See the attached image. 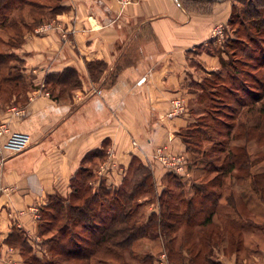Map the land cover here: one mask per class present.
I'll return each instance as SVG.
<instances>
[{
	"label": "crops",
	"instance_id": "obj_1",
	"mask_svg": "<svg viewBox=\"0 0 264 264\" xmlns=\"http://www.w3.org/2000/svg\"><path fill=\"white\" fill-rule=\"evenodd\" d=\"M216 1L209 2L214 13L204 16L186 11L180 0H61L64 11L27 33L19 48L1 45L2 52L20 58L24 79L29 77L27 81L35 86L24 108L0 98V124L8 129L0 137L2 255L13 232H36L49 197L71 194V180L80 168L99 160L100 152L108 156L112 150L115 156L114 167L101 175L108 187L122 184L136 158L152 166L160 195L166 175L173 173L152 164L154 151L166 146L173 155H188L181 132L192 121L189 109L169 118L170 102L182 97L188 106L196 96L194 86L201 83L197 71L211 74L221 66L220 58L205 50L215 40L213 28L227 23L220 6L223 0ZM96 62L103 67L92 74L89 65ZM67 69L75 72L78 85L53 98L46 78ZM12 108L24 110V116H14ZM186 168L189 173L179 176L188 195L206 210L214 203L219 214L229 213L237 221L238 206L227 207L223 196H233L236 202L238 196L248 194V183L243 194L220 191L219 199L212 202L202 195L209 197L215 191L190 189L195 182ZM3 188L9 192H1ZM250 204L246 203L247 211L253 214L252 199ZM155 208L156 204L149 206V214ZM218 216L205 224L199 221L196 227L224 228ZM232 227L230 222L226 228ZM256 233L246 246L255 249L250 260L264 264V229ZM232 256L234 263L229 264H236L239 255ZM6 263L23 264L17 250H12L10 261L0 260Z\"/></svg>",
	"mask_w": 264,
	"mask_h": 264
},
{
	"label": "trees",
	"instance_id": "obj_2",
	"mask_svg": "<svg viewBox=\"0 0 264 264\" xmlns=\"http://www.w3.org/2000/svg\"><path fill=\"white\" fill-rule=\"evenodd\" d=\"M180 1L182 5L185 4V1ZM259 1L248 0L245 2L246 8L240 12L242 15L241 20L248 21V26L244 28L245 33L250 31L248 30L249 27H252L256 32H264V11L259 10L261 7L264 8V1L262 3ZM56 2L57 4L54 7H49L33 0H0V45L6 46L8 49L19 48L27 33L32 32L34 28L53 19L64 11V8L60 6L61 0H56ZM16 11H22L21 15L15 13ZM250 21H252L251 24ZM228 23L229 25L233 24L232 20ZM241 52L247 58L250 57L246 51L242 50ZM14 56L17 57L13 53L0 51V72L2 70H9L8 75L0 78V90L3 85H8L9 82L18 83L21 79H24L23 75L15 76L14 74L13 76L12 74L14 66L11 62H13ZM224 63L222 60L221 65ZM89 66L91 73L94 74V72L102 70L103 64L96 62L91 63ZM211 74H215V72ZM77 78V75L71 69H67L59 75L47 76V90L54 98L53 90L56 87L60 88L59 92L61 93L63 92L61 87L75 88L78 85ZM13 85V87H16L15 84ZM199 85L194 86V89L198 91L196 88L200 87V93L205 92V89ZM260 89L264 93V86ZM209 92L215 98L214 93L216 94V92L214 88H211ZM3 93L5 94L7 91H3ZM11 94L13 93L11 92ZM244 95L241 101H238L237 94L231 95L234 97L237 108L241 109V112H237V114L243 118L254 110L255 103L264 100V94L259 95L246 90ZM202 98V96L198 95L197 102H202ZM257 112L259 113V117L264 119V107L260 106ZM207 115L209 114L207 113ZM217 122L218 119L211 118V122H203L204 124L193 126L189 124L185 128L187 132L193 130V132H196V135L201 136L208 135V129H212L211 132L215 133L218 137H222L224 140L218 143L219 149L216 150L215 146H212L211 149L214 155H223L226 163L219 167H214L213 163H208V168L212 167V172L218 174V176L203 182L207 186H212V188L222 189L225 186V179L230 183V188H226V190L232 189L234 181L239 184L242 182L248 183V194L243 196V204L250 203L251 199L255 201V198L264 203V134L258 135L260 134L258 133L260 126L257 124L252 129L247 125L238 124V127L236 126L233 129V127L229 128L226 124L224 130L220 128V131H217L219 129V126L216 124ZM182 132L181 137L188 153L190 147L193 146L198 149L202 142L210 141L207 136V138H196L192 132L186 133L185 136ZM251 134L252 136H250ZM253 146L259 147L254 154L251 151L252 148H250ZM205 152H201V154L205 155ZM192 153L200 154L199 149L192 151ZM256 153L261 154L260 160H255L256 158L251 160V157H254ZM104 155V152L99 153L100 158H104ZM198 163L193 165L188 163V168L190 169L194 166L197 171H200L201 167H198ZM259 163H261L262 172L258 174L252 173L251 168L255 169ZM224 168H227V170H224ZM127 171L119 187L109 188L104 181H101L99 188L92 190V187L88 185L93 178L91 169L80 168L71 180L72 191L70 199H62L56 195L49 197V203L42 213L40 225L42 232H50L54 227L56 218L65 217L66 219L64 224L57 226V233L55 235L44 240L43 244L44 246H48L50 258L47 255L39 257L33 254L31 247L28 246L20 232L15 231L12 233L9 244L18 248L20 253L25 255V264H89L88 260L90 258L115 264H130L126 254H133L134 247L138 245H136L137 242L144 240H148L149 242L163 241L172 263L177 264L174 262L176 255L180 256V264H195L197 259L195 257L202 256L203 248L201 242L203 240L208 242L213 241L212 236H218V233L214 232L212 230L214 228H212L204 233L199 232V235L201 233L205 235L209 232L211 235L199 238L200 242L198 243L191 242L190 239L183 237L177 241V232L180 230L184 220L189 222V224L185 225L184 230L189 235L193 234L194 230L186 227L195 225V221H198L197 215L201 211L199 209L197 211L195 208L194 203L196 201L194 199L196 197L190 196L187 201L184 198L187 188L179 186L183 178L175 174L166 175L165 182L169 185L162 190L159 196L160 214H150L145 220L143 215L138 213L139 208L145 202L139 203L138 200L141 196L155 195V183L152 172L136 158L132 159ZM240 171H244V174L240 175ZM170 184H173V188ZM190 189L196 192L209 190V188L196 186V183L192 184ZM220 191L210 192L209 197L202 195V198H209L212 202H215L220 197ZM229 197L233 198V196H228L227 200ZM71 200L77 202V204H74ZM184 203L188 207V212H182L181 210ZM201 206L203 207L204 204L201 203ZM258 206H253L254 218L251 221H254L257 216H264V209ZM258 208L260 211L256 214V209ZM206 211L207 213L204 215L202 221L203 224L210 222L215 214L220 215L214 203L212 208ZM218 219L222 224L221 215L218 216ZM192 220L194 221L192 222ZM247 220L249 221L250 219ZM222 225L225 226L224 224ZM226 227H218V229L225 231ZM76 228H78V232L75 230ZM230 235L231 247L235 252H241L243 247L242 228H232ZM206 237L209 238L205 239ZM215 244L214 246H217ZM183 252L191 256L188 262L183 260ZM152 259L153 257L148 254L143 257V262L145 260L152 264Z\"/></svg>",
	"mask_w": 264,
	"mask_h": 264
},
{
	"label": "rangeland",
	"instance_id": "obj_3",
	"mask_svg": "<svg viewBox=\"0 0 264 264\" xmlns=\"http://www.w3.org/2000/svg\"><path fill=\"white\" fill-rule=\"evenodd\" d=\"M33 1L38 2L40 4L47 5L49 7H54L57 4L56 0H50V1L33 0ZM125 1L128 2V0H125ZM182 1H185V4L183 3L184 4L183 7L188 12L197 13V14L204 15V16H211L214 13V4L212 3L210 5L209 4L210 1L208 0H182ZM214 1L217 3L216 0ZM247 1L248 0H223L221 2L220 6L223 9L222 10L223 16H226L227 23H219L213 28L212 30L213 35H216L214 37L215 40L212 41L209 44V46L205 48V50L207 52L214 53L220 58L221 61L223 60L225 63L220 66L219 70L215 71V74H207L206 72H202L200 70L197 71L199 80L201 82L200 85L205 89V92L200 93V87L196 88L198 91H195L196 96L194 100L190 104H188V106L186 107V110L189 109L191 113L192 121L190 123V126L191 125L193 126L196 124H204L203 122H208V121L211 122V118H216L218 119V122L216 124L219 126V129H217V131H220V128L221 130L222 129L224 130L226 127L225 126L226 124L229 128L233 127V129H235V127L238 124H244V126L247 125L250 128L254 129V126L258 124V126H260V131H258V133L260 134L258 133L256 134L258 135L264 134V119H261L259 117V113L257 112L259 111L260 106L264 107V100L260 101L259 103H255L253 107L254 110L248 113V115L245 114L246 117L243 118V117H239V114H237V112H241V109L239 110L237 108V105L234 101V97L231 96V95L237 94L238 101H241V99L245 96L244 94L246 90H248L249 92H254L255 94H259V95L264 94L262 93V90L260 89L262 86H264V32L259 33V32H256L252 27H249L248 30L250 31L245 33L244 28L248 26V21L241 20L242 15L240 14V12L244 10V8H246L245 2ZM262 1L264 0H260L259 2L262 3ZM259 10L264 11V8L261 7ZM15 13H19V15H21L20 13H22V11H16ZM53 19L45 23H51ZM230 20H232V23H233L232 25H229L228 23ZM251 22L252 21H250V24ZM45 23H42V24H45ZM41 25L34 28L32 33L38 28H40ZM218 29H221V30H220V33L217 35ZM1 50H5V49H1V45H0V51ZM242 50L246 51L250 57L247 58L246 56L242 55L244 54L241 52ZM11 63L14 66V69L12 72L13 76L14 74L15 76L22 75V69H21L22 63L19 57L18 56L15 57L13 59V62ZM8 73H9V70L7 71L2 70L0 72V78H4V76L8 75ZM50 76H53V75H49L48 77ZM28 78L29 77H26L25 79H21V81L18 83L9 82L8 85L6 84L3 85L0 90V98L4 100V101L2 100L3 103H7L12 106L14 105L17 108H24L23 105L24 103H26V100L28 98V93L31 92L35 87L34 85H32V83H29V81H27ZM13 84H15L16 87H13L14 86ZM5 87H6V90H5ZM211 88H214L216 92V94L214 93L215 98L212 96V93L209 92ZM59 90L60 88L56 87L55 90H53V95H56L59 92ZM61 90L63 91L62 93L64 92L68 93L70 88L65 86V87H61ZM3 91H7V93L4 94ZM11 92L13 94H11ZM198 95L200 97L201 96L203 97L202 98L203 100L200 103L197 102ZM207 113L209 115H207ZM186 130L184 129L182 132L184 136L186 135V133L192 132V134L195 135L196 138L198 137L207 138L208 137L210 141H204L200 144V148L198 147L200 154L192 153V151L198 150V149L193 146L190 147L188 155H185L186 161L184 163V169L181 175L182 174L187 175L189 173V171H187V168H186L188 167V163L190 165H193L199 162L198 167L199 166L201 167L200 171L199 170L197 171V169H195L196 167L194 166L189 169L191 172L190 173L191 180H193L196 183V186L200 188H203V187L207 189L209 188V190H212L215 192H219L221 190V191H224V194H228V190H226V188H230V183L229 181H226L225 179H224L225 186L222 187V189L212 188V186H207L203 182L205 180H211L212 178L218 176V174H215L212 172L213 170L212 167L208 168L207 166L208 163L210 164L213 163L214 167H219L220 165L226 163L225 159H223L224 158L223 155L222 156L214 155L211 149L212 146L213 147L215 146L216 150L219 149L220 147L218 143L223 142L224 141L223 138L218 137L215 133L211 132L212 129L211 130L208 129V132H207L208 135L206 134L205 136L196 135V132H193V130L188 131V132ZM250 136H252V134ZM250 148H252L251 151H253V154H254V152L257 151L259 147L253 146ZM204 151H206L205 155L201 154V152H204ZM111 153H113L112 150H109L108 156L107 154H105L104 158H100L99 160H96L95 162L93 161L92 165L91 164L89 165L91 166L89 168L92 171L93 178L89 182L88 185L92 187V190H97L99 188L100 182L104 181L101 175L107 172L102 173L100 171L101 167L104 164H108V169H110L111 167L112 168L114 167L115 156L110 155ZM254 158H256L255 160H260L259 158H261V154L256 153L254 157H251V160H254ZM0 159H1V155H0ZM152 164L156 166L160 165L163 169H165L160 163H158V161H155V163H152ZM260 165L261 163H259V165L255 167V169L253 170V173L255 172L256 174H258L262 172ZM146 167L150 169L152 166L147 165ZM224 170H227V168H224ZM127 172L128 171L125 172L123 176L124 178ZM239 174L243 175L244 171H240ZM154 183H155L154 185L155 195L154 196L153 195L141 196L138 200L139 203L145 202L139 208V211H138L139 214L143 215L145 220L148 218L150 214H157V215L160 214V198H159L160 195H157L156 193L157 184L155 180H154ZM168 185L169 184H167V182H165L164 180L163 189ZM170 186L173 188V184H170ZM179 186H182V187L185 186V188H187L186 183L183 181L179 183ZM109 188H112V187H109ZM246 188L247 186L245 182H242L239 184L234 181L233 186H232V189L237 191L239 195ZM175 190L177 191V189ZM7 191L9 192V189L7 188L1 189V192H7ZM184 195H185L184 198H186V201H187L188 197L190 196L188 195L186 191ZM56 196L62 199H70L69 198L70 194L68 196H59V195H56ZM223 197H225L226 199L227 207H229L230 205L233 206L234 204V208L235 206H238V210L239 212H241L239 214L240 217L237 221L229 213L220 214L222 224H224L225 226H228V224L231 222V225H233L232 228H235V229H239L240 227L242 228L243 247H242L241 252L237 253V255L239 256H238V260L236 264H261L260 261L256 260L252 262L250 260L251 259L250 256L252 255V252L255 253L254 251L255 249L252 246L250 247L246 246V241L251 239L250 237L252 236L253 232L254 233L256 232L258 233L259 231L262 232V229H264V226H262V223H264V219L259 218L257 216L254 219V221H251V220L246 221L247 219H250L251 216H253L254 218V213L251 214L249 213V211H247L250 209L249 207L247 208V206L243 204V200H242L243 195L238 196V198H236V202H235V198L231 199L229 197V199L227 200L228 196H223ZM72 202H74V204H77V202L75 201H72ZM153 204H156V208L155 210L152 209L153 212L149 214L148 208L149 206H153ZM186 204L184 203L182 205L181 207L182 212L189 211ZM194 204H195L196 210L198 211L199 209L201 211L197 215L198 221H195V225L186 227V228L194 230L193 234L189 235L184 230L185 225L189 224L188 221L184 220L182 222V226L180 227V230H178L177 232L178 234L177 241H179L180 238L183 237L186 239H190L191 242L193 241L195 243H198L200 242L199 238L211 235L210 232L205 235L202 234L208 229H198L196 227V225L199 224L200 220L203 221V217L207 213V211L206 209H204V207L199 205V203L195 202ZM247 204L248 206L251 205L250 203H247ZM253 205H259L258 207H261L262 209H264V203L260 202L259 199L255 198V201H253ZM259 211H260L259 208L256 209V214H258ZM41 220H42V215L37 221L36 232L34 233L31 232V235H28V233L26 232H21V235L23 236V239H25V241L27 242L28 246L31 247L33 254L39 257L47 255L50 258V254L48 253V246L46 245L44 246L43 244L45 242L44 240L55 235L57 233V226L64 224L66 219L65 217H61L59 219L56 218L54 227L50 232L49 231L42 232V230L40 229ZM193 221L194 220H192V222ZM250 222L253 224H251ZM254 227H256V229H254ZM210 229L212 228H209V230ZM75 230L78 232V228H76ZM212 230H214V232H217L218 236L216 235L212 236L213 241L211 242L204 241V240L201 242V245L203 248L202 256L195 257L197 258L195 264H215L214 263L215 259L221 260L220 263H216V264H229L230 262L234 263V260H232L233 259L232 255L233 253H235V250L231 247V235L229 238V234L231 233V230L226 229L225 231H222L218 229V227H215ZM199 232H202V233L199 235ZM235 234L237 235V233ZM32 238H34L33 239L34 243L32 242ZM207 238L209 237H206L205 239ZM215 242H217V244H215ZM214 244L217 246H214ZM136 245L137 246L134 247L133 249L134 250L133 254H129V253L126 254V257L128 261L130 262V264H150V262L145 261V260L143 262V257H145L148 254H150L153 257L152 264H160V260H162V255L166 256L165 264L172 263L171 258L168 255V251L163 241L149 242L148 240H144V241L137 242ZM5 247H6L5 253L3 255L0 249V260L2 259L4 263L10 261L12 257V250H17L19 252L22 263L25 264L24 262L25 255L23 253H20L18 248L10 244H7ZM183 257H184L183 260H185V262H188V260L191 259V256L187 255L186 252H183L182 258ZM174 258H176L174 259V262L177 264H180L181 262L180 256L175 255ZM88 261H89V264H115L113 262H102L97 259H91V258ZM6 264H9V263H6Z\"/></svg>",
	"mask_w": 264,
	"mask_h": 264
},
{
	"label": "built area",
	"instance_id": "obj_4",
	"mask_svg": "<svg viewBox=\"0 0 264 264\" xmlns=\"http://www.w3.org/2000/svg\"><path fill=\"white\" fill-rule=\"evenodd\" d=\"M220 30L221 29H218L217 35L220 33ZM186 107H187V103L184 98L182 97L175 98L170 102L168 117L169 118L179 117L181 114H183L186 111ZM10 112L18 118L24 116V110L22 109L12 108L10 109ZM7 132L8 129L6 127V124L5 123L0 124V137L6 134ZM110 155H113V153H111ZM153 158L155 161H158V163H160L165 168V170L175 175L177 174L179 175L183 172L184 163L186 161L185 156L171 154L166 146L158 147L157 149H155ZM107 168H108V164H104L101 167L100 171L104 173L107 170ZM165 260H166V256L162 255V260H160V264H165Z\"/></svg>",
	"mask_w": 264,
	"mask_h": 264
}]
</instances>
